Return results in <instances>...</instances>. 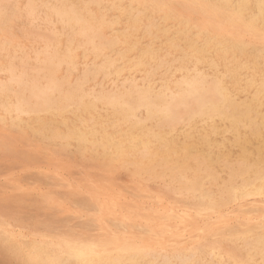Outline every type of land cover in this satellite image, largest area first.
Here are the masks:
<instances>
[{"label": "bare ground", "instance_id": "bare-ground-1", "mask_svg": "<svg viewBox=\"0 0 264 264\" xmlns=\"http://www.w3.org/2000/svg\"><path fill=\"white\" fill-rule=\"evenodd\" d=\"M3 4L0 0V54L6 52L7 59L2 60L0 55V72L6 77L0 82V110L2 117H10L11 124L18 130L29 129L43 139H56L64 145L75 144L82 151L99 155L109 162H125L134 168V175L168 180L170 190L190 198V206L181 204L177 210L184 217L189 216L191 211L198 216L212 218L215 215L212 224L223 226L229 211L227 207L233 203L238 204L246 198L264 203V175L259 168L264 157V88L261 79L264 69V0H24V9H21L26 15L39 19L49 29L47 35H39L44 45L41 50L34 51L35 66L29 64L28 56L16 57L14 53H9V48L16 46L11 39L6 44L2 36L8 32L12 17L17 12H8L5 8L7 4ZM110 10L118 12V17L108 20ZM57 24L60 30L54 29ZM105 30L111 32L109 37L105 36ZM108 45L114 47L97 51ZM82 48L83 58L86 55L91 57L92 64L105 63L107 56L123 60L125 64L135 61L157 68L156 79L161 82L155 83L151 100L156 107L142 104L135 96H126L116 104L92 105L85 102L81 105L77 100L70 102L68 95L75 91L77 80L84 73V69L80 70L76 79L74 76V81L70 82L72 73L77 69L78 49ZM196 48L202 50L199 65L194 61L190 65L182 64L187 71L164 75L178 52L188 53ZM63 69L65 74L60 75ZM145 70L144 67L139 69ZM137 76L139 74H136V79H140ZM99 79L103 80V76ZM87 87L90 90L95 85L89 83ZM105 91L116 90L109 88ZM125 104L127 107H124ZM157 109L161 113H171L174 119L157 115ZM201 111L205 113L204 118H198L191 127L181 123ZM241 159H247L256 167L252 171L241 168L238 163ZM14 172L9 173L12 175ZM262 221L264 219L238 230L225 229V225V230L219 231V240L204 242L201 247L197 244L185 252L158 251L155 254L153 246L158 242L137 241L124 235H114L116 237L108 241L75 240L73 235L70 236L72 239L67 236L54 240L34 232L24 240V234L8 228L1 231L0 242L11 255L20 257L21 264L36 259L73 262L76 259L73 249L96 253L92 259L97 264L109 261H123L125 264H205L207 261L241 264L251 258L260 259L264 243ZM166 223L163 222V225ZM208 229L202 228L203 233L210 235ZM226 240L234 246L239 244L244 253L236 251L237 247L226 249L222 245ZM162 241L166 243L167 240Z\"/></svg>", "mask_w": 264, "mask_h": 264}, {"label": "rangeland", "instance_id": "rangeland-1", "mask_svg": "<svg viewBox=\"0 0 264 264\" xmlns=\"http://www.w3.org/2000/svg\"><path fill=\"white\" fill-rule=\"evenodd\" d=\"M1 1L2 3H5L3 4L4 6L7 4L5 8L7 9L8 12L10 13H12V11L17 12V14L12 17L11 23L9 24L8 32L2 36V38L6 40V44H8L9 39H11L13 41L14 46H16V47H10L9 53L10 54L14 53L16 57L28 56L27 60L29 64L31 65L33 64V66H35L36 62L33 60V57L35 55L34 51L41 50L44 45L39 35L41 34H43L44 36L47 35L49 29H46V25L42 23L39 19L34 20L26 15L25 10L21 9L23 8L24 0H14L15 2L13 0H1ZM50 2H53V0H50ZM12 4H15V5H12ZM118 15H119L118 12L110 10L108 12L107 19L113 20L114 18H117ZM26 20H29V21H26ZM54 29L60 30L61 28L57 24V25H54ZM24 32H27V33H24ZM26 34L28 35L26 36ZM104 34L105 36L109 37L111 32L109 30H105ZM29 42H31L33 45ZM39 42H41V44ZM30 46L33 48L35 46V49L33 48L29 49L31 48ZM27 47L29 48L27 49ZM12 48H14V50ZM82 51H83V48L78 49V55L76 59L77 69L74 73H72L70 77V82H73L74 78L76 79V77L80 74L82 69H84L85 63L88 62L87 64L91 65L92 64L91 62H93L91 61L92 60L91 57L85 60L81 54ZM0 55H1L2 60L7 59L6 52H2ZM29 57H31L32 59ZM62 73L65 74L64 69L63 71L60 72V75ZM5 78H6L5 74L0 72V82L5 81ZM0 101H1V98H0ZM0 118H1L0 119L1 121L0 122V133H1L0 134V170H1L0 171V203H1L0 204L1 206L0 207V225H1L0 236H1V233L3 232V229H7V228H8L7 230L10 229L15 232H19L22 235L24 234L23 236L24 238L22 237L24 240H27L28 236L34 232H35V235H39V236L42 235V236H45V237H48L54 240L68 238L70 236L72 237L73 235L72 238H74L75 240H79V239L91 240L92 239V240L108 241L111 238L116 237L114 235H118V236L124 235L125 237H131L135 240L138 239L137 241L147 240L149 243L158 242L159 244L157 243V245L153 246L154 248L153 252L155 254L158 251L162 253L164 252L172 253L175 251L185 252L189 248H192L193 246L195 247V245L197 246V244L199 247L204 242H212V241L219 240L221 238V234L219 233V231L222 232L226 228H230L231 230H238L241 228L251 226L257 223L258 221L264 219V215H263L264 214V203L258 200L255 201L252 198H246L244 199L246 201L242 200L240 201L241 203L240 202H238V204L233 203L231 206H228L227 209H229V211L227 212V209H226V212H227L226 214L228 216L227 215L225 216L226 220L223 226L212 224L214 223L215 218L213 217L215 215L211 216L213 218L212 219L210 218V216H207V215L205 216L203 215L204 217L198 216L194 212L192 213L191 211L189 213V216L187 215L184 217L182 216V213L178 212L177 210L182 205H184L185 207L190 206V198H187L182 195H178L174 193V191L170 190L171 185L167 186L168 180H163L160 177H158L160 178L158 179L156 178L157 176L153 178V177H145L143 175H139L136 173L134 175V172H135L134 168L126 164L125 162H121V161H110L109 162L108 160L103 159L99 155L92 154L89 151H82L81 149L77 148L75 144L64 145L62 142L56 139L55 140H52V139L50 140V139H45V138L43 139V137H40L39 135L37 136V134L32 133L31 130L29 129H26V130L19 129L18 130L17 127L11 124L10 119H9L10 117L8 116L2 117L1 110H0ZM21 143L24 145H22ZM23 148L24 150H22ZM79 150L80 152H78ZM20 152L21 154H19ZM80 155L81 156L83 155V156L81 157ZM99 163L101 164V166L99 165ZM102 164H105V166ZM44 168L48 169L49 171L44 170ZM40 169H43V170H40ZM50 170H53V171H50ZM16 171L18 172V174ZM61 171H65V173L64 172L61 173ZM9 172L10 173L14 172V174H12L13 176ZM126 176L128 177V179ZM16 177H19V178H16ZM158 180H160V182ZM119 182H120V185H119ZM159 183H161L162 185ZM163 186L165 187V189H162L164 188ZM91 192H93L94 194ZM22 194L25 197L22 196ZM174 194L176 196H174ZM42 195H45V196L42 197ZM156 196L157 198H155ZM27 197H30V198H27ZM41 198L44 199L45 201L44 200L41 201L42 200ZM173 203L175 205H173ZM2 204H4L3 207H2ZM5 206H7L8 208ZM28 206L30 208H28ZM232 208L235 210H233ZM237 210L238 211L240 210V211L238 212ZM2 211H4L5 214ZM13 211L15 213H13ZM233 211H236V213ZM237 212L239 213L238 216H237ZM123 213L125 216L123 215ZM233 213L235 215H233ZM256 213H258L259 217L256 216L257 215ZM111 214H114V215H111ZM134 215L136 217H134ZM19 216L21 218H19ZM192 216L196 219H194ZM239 216L243 219H241ZM245 217L247 218L246 220H245ZM252 217L253 219H251ZM7 218L8 220H6ZM146 218L149 219V221H146L147 220ZM186 218L187 220H184ZM254 218H256V220ZM154 219H157V220H154ZM140 220L141 222H137ZM20 221L22 223H20ZM166 221H168L169 223L168 222L166 223ZM176 221L178 223H176ZM163 222H165L166 224L163 225ZM144 223H147L146 225L148 226H146ZM31 224H33V227ZM240 224H242L244 227L242 225L240 226ZM174 226L176 228H174ZM224 226H225V229H224ZM160 227L161 228L163 227V229L161 230ZM180 227H184L182 228L183 230L180 229ZM202 228L203 229L207 228L210 231L209 233L210 235H212V237L208 233L206 234L203 233ZM129 229H131V231ZM158 229H160V232L162 234L158 232ZM165 229L166 230L168 229L169 231L168 230L166 231ZM195 229L197 230L194 231ZM111 231L113 232L111 233ZM122 232L123 233L126 232V233L123 234ZM212 232L213 234H211ZM179 233H181V235ZM173 234H176V235H173ZM201 234L202 235L204 234L203 235L204 238L203 236H200ZM25 235H27V237ZM175 238L177 239L175 240ZM162 240H167V241L165 243V241L163 242ZM182 242H184L185 244ZM171 243L175 245H172ZM225 243L223 242L222 245L226 249L231 250L232 248L237 247L238 249L236 251H241L242 253H244V251L241 250L239 244L238 246H234L228 240H226ZM229 244L230 246L232 245V247H230ZM5 249H6L5 246L2 245V243L0 242V251H1L0 252V264H11V263L21 264L20 257H17V256L15 257L11 255ZM8 255L10 257H8Z\"/></svg>", "mask_w": 264, "mask_h": 264}, {"label": "snow or ice", "instance_id": "snow-or-ice-1", "mask_svg": "<svg viewBox=\"0 0 264 264\" xmlns=\"http://www.w3.org/2000/svg\"><path fill=\"white\" fill-rule=\"evenodd\" d=\"M71 39V38H69ZM108 47H114V45H108L97 49L98 52L106 51ZM202 50L196 48L195 50H190L188 53L178 52L176 58L172 60V63L168 66L167 73L164 75H174L176 73H182L187 71L182 64H191L193 61L199 65L201 63ZM120 55H123L122 53ZM87 60V55L85 56ZM141 67H144L145 71H139ZM158 69L146 65H142L139 62L130 61L125 64L123 60H113L109 57H105V63L97 65L87 64L84 65L83 76L77 80V86L74 92H70L68 99L77 100L81 105L85 102H89L92 105L95 104H116L125 99L126 96H135L142 104L147 103L150 108L156 107L151 103L152 97L154 95L155 83H160L157 80ZM136 74H139L140 79H136ZM200 75V73H197ZM103 76V80L99 79ZM262 88H264V69H262ZM94 83L95 87L88 90V84ZM69 87L72 85L69 83ZM115 89V92L108 91L105 89ZM97 89L100 91L97 92ZM123 90V91H121ZM264 95V92H262ZM124 107H127L125 104ZM157 115H164L168 120H173L171 113L165 111L161 113L158 109ZM205 113L203 111L199 113H193L188 117L186 121H181V123L186 124L191 127L198 118L203 119ZM241 168H248L252 171L256 165L250 163L247 159H241L239 162ZM259 168L262 175H264V157L261 158L259 163ZM261 231L264 233V221L261 222ZM73 253L76 259L73 262H66L61 259H48V260H32L25 261L24 264H97V262L92 259L96 253H84L73 249ZM104 264H125L123 261H109L104 262ZM205 264H215V261H207ZM241 264H264V243L261 246L260 259L257 261L255 258L241 262Z\"/></svg>", "mask_w": 264, "mask_h": 264}]
</instances>
